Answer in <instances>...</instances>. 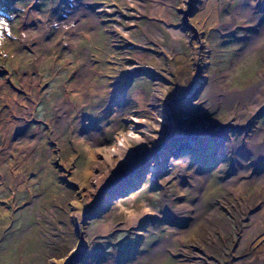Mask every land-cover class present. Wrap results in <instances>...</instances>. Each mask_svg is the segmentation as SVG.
Listing matches in <instances>:
<instances>
[{"label": "rangeland", "instance_id": "1", "mask_svg": "<svg viewBox=\"0 0 264 264\" xmlns=\"http://www.w3.org/2000/svg\"><path fill=\"white\" fill-rule=\"evenodd\" d=\"M15 8L0 15V264H264V0ZM190 135L204 150L170 155ZM150 155L142 189L110 205Z\"/></svg>", "mask_w": 264, "mask_h": 264}, {"label": "water", "instance_id": "2", "mask_svg": "<svg viewBox=\"0 0 264 264\" xmlns=\"http://www.w3.org/2000/svg\"><path fill=\"white\" fill-rule=\"evenodd\" d=\"M189 94V93H188ZM182 139H179L180 143L184 142V144H181L179 147L176 148V146L170 145L171 151L170 155L174 152H182L186 150H190L193 152H200L204 150V146L202 145L201 142L197 139L196 136L190 135V136H185L181 137ZM176 152V153H177ZM149 158L142 160L137 167L133 169V171L130 172V175L128 176H122L120 178H117L115 184L117 185L116 188L113 189L112 196H111V203L115 198L120 199V198H126L130 194L137 192L142 189L144 186V183L149 176L151 170V162L155 160V155H150L148 156ZM145 163V164H143ZM147 163V164H146ZM140 167H143L142 169Z\"/></svg>", "mask_w": 264, "mask_h": 264}, {"label": "bare ground", "instance_id": "3", "mask_svg": "<svg viewBox=\"0 0 264 264\" xmlns=\"http://www.w3.org/2000/svg\"><path fill=\"white\" fill-rule=\"evenodd\" d=\"M257 100V96H253L252 98H251V102H254V101H256ZM168 120V119H167ZM168 121H170V118H169V120ZM203 126H201V128L199 127L198 129H196L195 131L196 132H198V133H201L202 135H207V133L205 132V128H207L204 124H207V122H202L201 123ZM148 131V130H147ZM214 131H216V130H214ZM118 140V139H117ZM122 141V140H121ZM117 142V141H116ZM125 147H127V142L126 141H124V146H123V148L122 147H119V153L120 152H124L125 151ZM117 150L118 149H108V150H106V152H107V154H108V156L110 157L111 155H112V153H114V154H116V152H117ZM117 152V153H118ZM144 153V152H143ZM124 154H121V156H123ZM153 168V167H152ZM151 168V169H152ZM152 170H154V169H152ZM240 172H243V163H242V159H238L237 160V164H236V170H235V176L236 175H238ZM236 182V180H234V178H232L231 177V179H229L228 181H227V183L226 184H228V186H232L234 183ZM147 213V210L146 209H144L142 212H141V214H146ZM140 217V216H139Z\"/></svg>", "mask_w": 264, "mask_h": 264}, {"label": "trees", "instance_id": "4", "mask_svg": "<svg viewBox=\"0 0 264 264\" xmlns=\"http://www.w3.org/2000/svg\"><path fill=\"white\" fill-rule=\"evenodd\" d=\"M16 3L20 0H15ZM0 15L3 16L6 20L9 19V16L11 15V7L8 3L4 2L3 0H0Z\"/></svg>", "mask_w": 264, "mask_h": 264}, {"label": "built area", "instance_id": "5", "mask_svg": "<svg viewBox=\"0 0 264 264\" xmlns=\"http://www.w3.org/2000/svg\"><path fill=\"white\" fill-rule=\"evenodd\" d=\"M129 72V71H128Z\"/></svg>", "mask_w": 264, "mask_h": 264}]
</instances>
